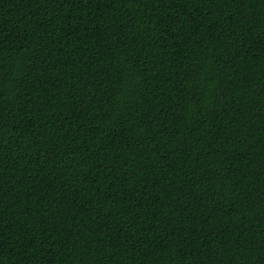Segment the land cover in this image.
I'll use <instances>...</instances> for the list:
<instances>
[{"label": "trees", "instance_id": "1", "mask_svg": "<svg viewBox=\"0 0 264 264\" xmlns=\"http://www.w3.org/2000/svg\"><path fill=\"white\" fill-rule=\"evenodd\" d=\"M0 264H264V0H0Z\"/></svg>", "mask_w": 264, "mask_h": 264}]
</instances>
